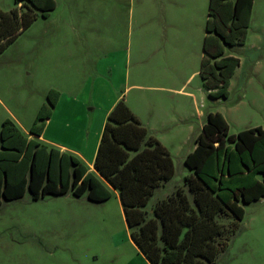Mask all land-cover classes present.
Segmentation results:
<instances>
[{
  "label": "rangeland",
  "instance_id": "rangeland-1",
  "mask_svg": "<svg viewBox=\"0 0 264 264\" xmlns=\"http://www.w3.org/2000/svg\"><path fill=\"white\" fill-rule=\"evenodd\" d=\"M14 5L0 0L2 10ZM206 12L207 0H55L46 17L36 10L0 53V122L25 129L52 88L58 98L45 136L84 150L97 138L106 98L127 99L172 159L173 176L154 190V202L182 185L183 157L207 113L222 115L227 134L264 127V0L252 1L244 42L222 44L221 56L239 64L216 98L198 75ZM108 191L100 202L70 191L34 200L27 189L0 198V264H148ZM243 210L212 264H264V196Z\"/></svg>",
  "mask_w": 264,
  "mask_h": 264
},
{
  "label": "trees",
  "instance_id": "trees-1",
  "mask_svg": "<svg viewBox=\"0 0 264 264\" xmlns=\"http://www.w3.org/2000/svg\"><path fill=\"white\" fill-rule=\"evenodd\" d=\"M253 0H207L198 75L210 97L226 95L237 57L222 44L245 40ZM0 9V53L55 0H14ZM27 133L39 136L58 98L49 88ZM194 148L185 154L182 185L149 203L173 176L171 156L121 99L105 116L92 171L74 154L28 138L10 118L0 122V198L45 194L100 202L115 190L128 235L148 264H212L243 217V204L264 196V127L227 134L215 111L206 115Z\"/></svg>",
  "mask_w": 264,
  "mask_h": 264
},
{
  "label": "crops",
  "instance_id": "crops-1",
  "mask_svg": "<svg viewBox=\"0 0 264 264\" xmlns=\"http://www.w3.org/2000/svg\"><path fill=\"white\" fill-rule=\"evenodd\" d=\"M204 21H205V19H204ZM203 34H204V26H203ZM202 38H203V36H202ZM201 45H202V42H201ZM201 55H202V49H201L200 57H201ZM200 57H199V61H200ZM148 88L166 89L168 91H171L172 90L171 88H166V87H161V86H155V87L149 86ZM172 91H176V90H172ZM118 99H119V95L115 96L112 99L111 98L110 99L109 98H106V100H105L106 101L105 102L106 103V106H105L104 111H103L104 117L106 116V114L108 113V111L110 110V108L112 107V105L115 103V101L118 100ZM120 99L123 100L122 98H120ZM123 101H125V104L129 107V109L132 111V113L136 116V118L140 121V123L147 128L148 132L151 134V132L154 131L155 128H154V126H152L150 124V122H151L150 119L147 118V120H145V122H143L141 120L139 114H137L135 112V110L127 103V99L126 100H123ZM40 104H39V106H40ZM103 119L105 120V118H103ZM104 120H103V122H101V124L98 127L97 138L94 140V144L92 145V148H89L88 147L87 149L84 148V150H80V149H77V148H74V147H71V146H67L65 144H59V143L55 142L52 138H48L47 136H45L46 130L54 122V120H52V117H50L49 119L47 118L45 120L43 129H42L41 134L39 136H33L31 134H28L27 133V128L29 127V125L25 129H23L22 127L19 126V124L17 123V121L15 119H13V121L17 124V126L19 127V129L24 134H26L28 138H35V139H37L40 142H44V143H46L48 145H51L53 147L58 148L60 151H68V152L74 154L75 156H77L80 159V161H82L87 166V168H88L89 171L93 170V168H92V161H93V157H94V154H95V151H96L97 143H98V140H99V136H100V132H101V129H102ZM88 132H89V130H88ZM194 146H195V143L193 145V148H194ZM191 150H189L188 152H190ZM113 191H115V190H113Z\"/></svg>",
  "mask_w": 264,
  "mask_h": 264
}]
</instances>
